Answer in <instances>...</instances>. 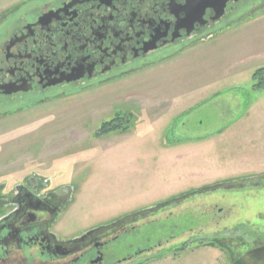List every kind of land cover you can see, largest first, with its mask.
<instances>
[{
    "label": "rangeland",
    "instance_id": "obj_1",
    "mask_svg": "<svg viewBox=\"0 0 264 264\" xmlns=\"http://www.w3.org/2000/svg\"><path fill=\"white\" fill-rule=\"evenodd\" d=\"M186 51L24 111L0 105V193L25 179L61 187L50 228L61 241L170 200L107 243L106 263L139 254L148 264H264V100L244 91L243 105L254 101L245 111L229 94L216 101L212 85L177 95L180 79L212 75L202 52ZM161 93L166 104L149 97ZM114 118L119 127L100 133ZM188 138L203 141L177 143Z\"/></svg>",
    "mask_w": 264,
    "mask_h": 264
},
{
    "label": "flooded vegetation",
    "instance_id": "obj_2",
    "mask_svg": "<svg viewBox=\"0 0 264 264\" xmlns=\"http://www.w3.org/2000/svg\"><path fill=\"white\" fill-rule=\"evenodd\" d=\"M255 2L227 0L219 16V0H24L7 7L8 12L4 8L0 105L5 114L16 113L75 89L126 79L171 52L211 37L243 8L252 10ZM60 189H51L40 179H25L10 193H0V207L5 208L0 214V264H140L145 260L138 254L106 263L102 252L157 207L61 241L50 230L64 204Z\"/></svg>",
    "mask_w": 264,
    "mask_h": 264
},
{
    "label": "crops",
    "instance_id": "obj_3",
    "mask_svg": "<svg viewBox=\"0 0 264 264\" xmlns=\"http://www.w3.org/2000/svg\"><path fill=\"white\" fill-rule=\"evenodd\" d=\"M20 1L24 0H0V9H4L12 5L13 3H18ZM259 18H264V9H262V11L250 10L248 13H245V15L240 17L237 21L218 29L211 38L208 37L203 41H200L195 46L186 48L176 54L179 56L186 50H194L197 52L200 51L202 52L200 54L201 65L212 68L211 79H204L203 81L198 82L195 80V78H192L191 82L186 87H183V84L187 83L188 81H182L180 79L177 82V84H179L180 86V88L177 90V95L183 96L184 92L189 86H197V89H200L205 85H207L205 88H211L212 85L211 94H213L214 99L217 101L221 98L222 94H229L231 96L230 100L234 101L231 106L233 110L239 107L244 108V110L246 111L254 102L253 101L243 105L241 101L243 95H246L244 93V91L246 90L249 91V95L250 93L256 94L259 99L258 101H263L264 92L261 90L258 91L257 89L253 88V81L251 78L252 73L256 69L264 67V21ZM237 22L238 24L236 25V27H233ZM200 74L203 73H199V75ZM194 90L195 89H192L190 91L192 92ZM157 96L149 97L151 100H157L160 104L163 100H167V98H165L162 93ZM188 101L189 96L184 97L182 103H188ZM110 111L108 112V114L110 113ZM160 115L161 114L155 116L154 118L157 119L160 117ZM232 125L233 123L230 122L227 127H230ZM188 141L201 142L203 140L199 138H191L189 140L188 138L187 140H185V142L178 141L177 143L182 144ZM148 263L149 261H145L142 264Z\"/></svg>",
    "mask_w": 264,
    "mask_h": 264
},
{
    "label": "trees",
    "instance_id": "obj_4",
    "mask_svg": "<svg viewBox=\"0 0 264 264\" xmlns=\"http://www.w3.org/2000/svg\"><path fill=\"white\" fill-rule=\"evenodd\" d=\"M252 81H253V88L254 89H257V90H261L264 92V67L262 68H258L256 69L253 73H252ZM116 119L118 118H114L110 121H106V122H103L100 126V129H99V132L100 133H105V132H108L112 129H116L119 127V123L117 122H114ZM98 132V133H99ZM167 202H169L170 200H166ZM166 201H163V202H166ZM160 203V202H159ZM158 207H161V206H158ZM146 209H141V210H137V211H133L131 213H128L122 217H125V216H128V215H132L134 213H138L140 211H144ZM121 217V218H122Z\"/></svg>",
    "mask_w": 264,
    "mask_h": 264
},
{
    "label": "water",
    "instance_id": "obj_5",
    "mask_svg": "<svg viewBox=\"0 0 264 264\" xmlns=\"http://www.w3.org/2000/svg\"><path fill=\"white\" fill-rule=\"evenodd\" d=\"M226 1L227 0H219L218 16L223 14L224 8H225V5H226ZM206 6H208V4L205 5L204 7H206ZM167 203H168L167 201L166 202H160V203H157L156 205H154V206H152L150 208H147V209H152V208H155V207H158V206H162L163 204H167ZM94 230L95 229H92V230L88 231L87 233L92 232Z\"/></svg>",
    "mask_w": 264,
    "mask_h": 264
}]
</instances>
